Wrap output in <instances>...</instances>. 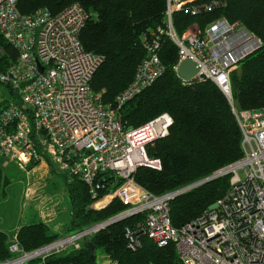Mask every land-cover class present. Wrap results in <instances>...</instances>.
<instances>
[{
  "label": "built area",
  "instance_id": "built-area-1",
  "mask_svg": "<svg viewBox=\"0 0 264 264\" xmlns=\"http://www.w3.org/2000/svg\"><path fill=\"white\" fill-rule=\"evenodd\" d=\"M17 1L0 0V35L18 53L16 62L0 70V84L13 98L0 100V158L13 162L27 179L40 164L49 173L58 168L69 182L79 179L85 185L93 206L104 201L98 205L102 208L117 199L126 207L119 215H144L143 222L125 229L131 251L139 249L141 239L147 237L158 248L173 244L181 264H264V107L237 111L230 83V73L262 46L261 40L239 22L229 23L225 18L212 21L203 32L192 26L179 36L172 24L174 13L197 16L225 4L166 0L164 24L144 35L146 56L132 81L113 104H105L91 89L92 77L104 59L83 49L80 33L88 16L82 6L72 3L56 14L40 8L23 15ZM163 38L178 47L174 69L184 85L211 81L227 98L241 132L242 157L194 184L154 196L135 182L134 174L139 167L161 170L160 160L150 158L147 147L168 135L172 119L163 113L125 129L120 111L163 75L159 57ZM185 59L198 68L191 81L177 72ZM32 162L38 165L28 169ZM225 176L230 178L229 188L220 200L184 227L172 226L170 201ZM102 192L107 193L100 198ZM77 233L81 232L55 241L62 244L51 248L53 243L37 256L35 252L46 246L28 256L15 236L9 251L19 256L0 264L21 259L18 264H27L69 248L77 250L88 234L72 239ZM106 259V264H117Z\"/></svg>",
  "mask_w": 264,
  "mask_h": 264
},
{
  "label": "trees",
  "instance_id": "trees-1",
  "mask_svg": "<svg viewBox=\"0 0 264 264\" xmlns=\"http://www.w3.org/2000/svg\"><path fill=\"white\" fill-rule=\"evenodd\" d=\"M218 1L224 3V7L210 13L197 16L183 11L174 13L173 27L181 36L192 26L203 32L212 21L225 18L229 23L239 22L257 36L262 46L230 73V83L237 111L263 108L264 0ZM72 3L81 5L88 16L80 33L83 49L104 59L92 77L91 89L101 95L103 103L113 104L117 95L130 84L146 56L142 42L144 35L163 26L166 0H18L17 9L23 15H31L40 8L56 14ZM0 48L3 52L0 70H4L16 62L18 53L1 35ZM159 57L165 69L163 75L120 111L125 129L138 127L163 113L172 119L168 135L147 147L148 156L160 160L161 170L139 167L134 174L135 182L154 196L194 184L242 157L241 132L220 89L211 81L184 85L174 69L178 62V47L168 38L161 41ZM37 165L32 162L28 169ZM229 179L225 176L212 180L170 201L172 226L176 229L184 227L220 200L229 188ZM64 182L71 203L66 234L98 225L126 208L113 199L100 209L88 210L95 201L85 185L79 179L69 182L65 174ZM8 183L0 166V192ZM106 193L102 192L99 197L103 198ZM144 217L135 215L111 224L82 239L77 250L69 248L27 264H97L98 251L117 264H181L173 244L158 248L143 237L139 249L134 252L128 249L125 229L143 222ZM59 239L60 236L42 222L21 226L16 233L18 246L25 253ZM11 243L9 236L0 232V263L14 257L9 251Z\"/></svg>",
  "mask_w": 264,
  "mask_h": 264
},
{
  "label": "rangeland",
  "instance_id": "rangeland-1",
  "mask_svg": "<svg viewBox=\"0 0 264 264\" xmlns=\"http://www.w3.org/2000/svg\"><path fill=\"white\" fill-rule=\"evenodd\" d=\"M0 100H2V102L13 101V98L9 95L8 88L3 84H0ZM0 166L4 177L9 181V183L4 187L3 191L0 192V216L5 217L9 221L13 222L19 221L21 217V221L23 223L24 221H28L30 217H34V215H36L38 204L40 205L39 202H41V205L44 204L45 206V208L43 207L44 212L42 213L44 216H46L44 221H47V225L53 233L58 234L60 239L75 233L72 232L70 234H66V226L70 219L71 203L68 192L65 188V182L63 179L64 174L62 175L58 168L54 170L58 171V173L54 174V177H56L55 181H50L48 183L47 180L44 179V181H46L42 183L45 184H42L40 183L41 177L43 179V177L48 173H46L48 169L46 170L44 166H41L42 168L38 167L36 170H34L31 173L29 179L26 178V175L23 171L18 169L14 163L9 162L8 160L0 159ZM56 179H58V182ZM36 180H38V183L41 185L38 184L36 187ZM98 205L100 204L98 203L97 205L92 206V208L100 209L101 207ZM58 213L61 214H59L57 217ZM116 216L121 217H115L112 219L118 218L123 221L128 218L122 216V214H118ZM112 219L109 218L106 221ZM120 220H118V222H120ZM104 222L97 226H101ZM92 233L86 234V236L93 235L94 233ZM50 245H46V247H49ZM17 256L19 255L14 254L12 259L14 260V258ZM96 262L97 264H106V259L100 255L99 251L97 252Z\"/></svg>",
  "mask_w": 264,
  "mask_h": 264
},
{
  "label": "crops",
  "instance_id": "crops-1",
  "mask_svg": "<svg viewBox=\"0 0 264 264\" xmlns=\"http://www.w3.org/2000/svg\"><path fill=\"white\" fill-rule=\"evenodd\" d=\"M41 166H44V167H46V165L45 164H40L38 167L40 168ZM38 167H36L35 168V170L38 168ZM42 168V167H41ZM46 170H47V168H46ZM48 172V173H47ZM46 175L43 177V179H42V177H41V182L40 183H42V182H45L46 180H47V182L49 183L50 181L51 182H54L55 181V178L56 177H54V174H56V173H58V172H54V171H52V172H50L49 173V170L48 171H46ZM63 175V174H62ZM44 179H46L45 181H44ZM63 179H64V177H63ZM37 181V184H36V187H37V185L38 184H40V183H38L39 181L38 180H36ZM56 181L58 182V179H56ZM42 184H45V183H42ZM41 185V184H40ZM38 202V201H37ZM40 203V205L38 204V209H37V211H36V215H34V217H30L29 219H28V221H24L23 223H22V221H21V217H20V220L19 221H17V222H13V221H9L8 219H6L5 217H2V216H0V232H4V233H6L8 236H9V238L11 239V240H13L14 239V237L16 236V233H17V231H18V229L21 227V226H24V225H29V224H33V223H38V222H42V223H44V224H46L47 225V221H44L45 220V217L46 216H44L42 213L44 212V210H43V207L45 208V206H44V204H42L41 205V202H39ZM59 214H61V213H58L57 214V217L59 216ZM54 220V219H53ZM49 227V226H48ZM105 259H106V257H104ZM107 260V259H106Z\"/></svg>",
  "mask_w": 264,
  "mask_h": 264
},
{
  "label": "water",
  "instance_id": "water-1",
  "mask_svg": "<svg viewBox=\"0 0 264 264\" xmlns=\"http://www.w3.org/2000/svg\"><path fill=\"white\" fill-rule=\"evenodd\" d=\"M38 70L39 72H42L43 70V68L39 63H38ZM177 72L182 79L191 81L197 75L198 68L196 64L193 61H191V59H185L179 63ZM92 209H93L92 207H88V210H92ZM118 218H116L117 220L116 219L109 220V222L106 223V226L116 223L118 220H120Z\"/></svg>",
  "mask_w": 264,
  "mask_h": 264
},
{
  "label": "bare ground",
  "instance_id": "bare-ground-1",
  "mask_svg": "<svg viewBox=\"0 0 264 264\" xmlns=\"http://www.w3.org/2000/svg\"><path fill=\"white\" fill-rule=\"evenodd\" d=\"M3 160V159H2ZM100 203V202H99ZM102 203H104V201L102 202ZM101 203V204H102ZM100 204V205H101ZM121 221V220H120ZM107 222H109V221H106V222H104L101 226H97V225H95V226H93V227H90V228H88V229H85V231L83 230V231H80L81 233L79 234V233H77L76 235H74L73 237H72V239H78V238H80L83 234H86V233H92V231H94V229H97V227H98V230H101L102 228L104 229V227L106 226V223ZM118 222V221H117ZM99 225V224H98ZM104 225V226H103ZM109 226V225H108ZM93 229V230H92ZM95 232V231H94ZM93 234V233H92ZM63 238V237H62ZM71 239V240H72ZM62 244V242H56L55 244H53L52 246H51V248H57V247H59L60 245ZM50 245V244H49ZM47 247H44V248H41V250H39V251H37V252H35V255H33V256H37V255H40V254H42L43 252H45V251H47L48 250V248L46 249ZM50 248V247H49ZM50 248V249H51ZM12 254V253H11ZM29 255L28 256H30L31 254H33V253H28ZM18 257V256H17ZM21 261H23V259H21V260H17V261H13V262H11L10 264H18L19 262H21Z\"/></svg>",
  "mask_w": 264,
  "mask_h": 264
}]
</instances>
